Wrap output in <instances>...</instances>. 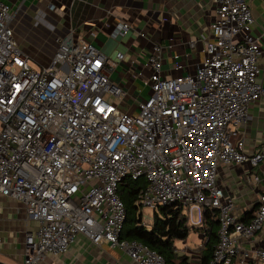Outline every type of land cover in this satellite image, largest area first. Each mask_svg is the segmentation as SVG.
Segmentation results:
<instances>
[{"label":"built area","instance_id":"obj_1","mask_svg":"<svg viewBox=\"0 0 264 264\" xmlns=\"http://www.w3.org/2000/svg\"><path fill=\"white\" fill-rule=\"evenodd\" d=\"M213 1L217 16L196 74H171L163 46L154 45L149 95L134 98L131 111L122 107L123 84L111 79L116 62L94 42L76 41L74 29L55 38L48 65L33 68L16 41L12 7L0 0V194L37 223L26 233L23 264L66 253L79 235L119 247L138 264H166L148 245L121 238L127 211L119 189L141 177L143 206L182 203L189 221L196 210L197 225L208 211L219 221L210 264H264V248L244 245L264 226V144L248 151L242 130L264 96L263 51L251 5ZM134 29L120 21L113 36ZM245 163L242 181L256 196L248 221L219 181L222 166Z\"/></svg>","mask_w":264,"mask_h":264},{"label":"crops","instance_id":"obj_2","mask_svg":"<svg viewBox=\"0 0 264 264\" xmlns=\"http://www.w3.org/2000/svg\"><path fill=\"white\" fill-rule=\"evenodd\" d=\"M3 1L15 12L24 1L35 10H40L37 4L42 3L46 8L47 31L57 37L74 29L79 34L78 38L94 42L116 62L111 79L122 83L127 94V83L133 85L131 99L128 101L130 106L122 105L124 109L131 111H135L134 98L138 100L149 95L150 85L147 81L152 71L149 58L153 53V46H163L161 54L164 69H169L171 74L193 73L204 58L205 39L212 36L211 29L217 16L213 0ZM246 1L251 5L255 17L253 34L259 38L263 51L259 64L260 81L264 87V0ZM120 21L132 23L136 29L143 30L146 36L141 37L138 30L134 29L126 36L114 37V28ZM118 52L125 53L124 59H117ZM176 62H181L183 69L175 70ZM124 103L125 101L122 104ZM242 130L248 151L253 152L264 144V96L249 108V118ZM243 171H249V167L222 166L219 176L227 193L234 196L235 213L241 217L251 210L256 197L250 186L242 181ZM36 227L37 223L28 219L22 203L0 194V261L6 264H23L26 233ZM199 234L203 241L204 234ZM244 245L247 248H264V226L257 237L245 241ZM40 264L138 263L119 247L109 243L96 245L84 235H79L66 253L49 254Z\"/></svg>","mask_w":264,"mask_h":264},{"label":"trees","instance_id":"obj_3","mask_svg":"<svg viewBox=\"0 0 264 264\" xmlns=\"http://www.w3.org/2000/svg\"><path fill=\"white\" fill-rule=\"evenodd\" d=\"M146 185L147 181L143 177L127 178L119 189L127 211L121 238L137 240L148 245L165 259L166 264H210L219 241V221L211 217L208 211L203 225L190 226L185 206L182 203H174L157 206L154 209L152 223L148 225L144 222L143 205L139 201L140 190ZM252 216L253 211L246 212L242 220L248 221ZM192 230L202 232L205 239L196 263L175 246L176 240H186ZM237 262L235 261V264Z\"/></svg>","mask_w":264,"mask_h":264},{"label":"rangeland","instance_id":"obj_4","mask_svg":"<svg viewBox=\"0 0 264 264\" xmlns=\"http://www.w3.org/2000/svg\"><path fill=\"white\" fill-rule=\"evenodd\" d=\"M28 2H22L21 7H18L17 12L14 13L13 28L16 41L23 48V51L30 57V63L33 68L38 69L42 65H48L52 56L55 53L57 44L54 33L46 30V8L42 3H38L36 9L30 7ZM76 41H78V33H75ZM53 54V55H52ZM196 71H193V75ZM127 83V82H126ZM126 87L129 89L128 94L125 97V103L122 105L130 106L128 101L131 99L133 92V85L127 83ZM126 90V89H125ZM245 166L251 167L249 163H245ZM144 222L146 224L152 223L154 209L149 206H143ZM197 212L193 211V218L189 221L190 226H198ZM204 237V235H202ZM205 244V240L200 238V234L197 231L192 230L189 237L186 240H176L175 246L183 253L189 255L192 261H198L201 253V249Z\"/></svg>","mask_w":264,"mask_h":264},{"label":"water","instance_id":"obj_5","mask_svg":"<svg viewBox=\"0 0 264 264\" xmlns=\"http://www.w3.org/2000/svg\"><path fill=\"white\" fill-rule=\"evenodd\" d=\"M0 264H6V263H4V262L0 261Z\"/></svg>","mask_w":264,"mask_h":264}]
</instances>
